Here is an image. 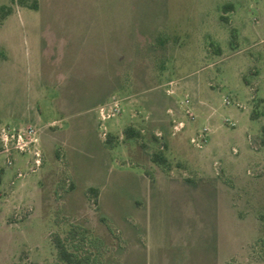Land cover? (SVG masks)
<instances>
[{"label": "rangeland", "instance_id": "rangeland-1", "mask_svg": "<svg viewBox=\"0 0 264 264\" xmlns=\"http://www.w3.org/2000/svg\"><path fill=\"white\" fill-rule=\"evenodd\" d=\"M38 4L0 0V128L49 143L35 173L0 154V264H56L71 226L108 263L264 264V0ZM143 144L167 164H138Z\"/></svg>", "mask_w": 264, "mask_h": 264}, {"label": "trees", "instance_id": "trees-1", "mask_svg": "<svg viewBox=\"0 0 264 264\" xmlns=\"http://www.w3.org/2000/svg\"><path fill=\"white\" fill-rule=\"evenodd\" d=\"M16 2L23 7L33 10H38L39 8L38 0H16ZM11 11V8H0V18L4 19ZM262 117H264V115L256 111L252 114V119L254 120H261ZM141 133V130L129 126L125 130V137L127 139H139L142 136ZM256 143L260 149H264V123H262L260 127ZM152 161L156 165L165 166L168 160L160 150L152 156ZM1 181L2 173L0 172V184ZM90 192L95 196L98 195L95 189H90ZM1 196L2 194L0 191V197ZM50 240L56 252V264H121V262L108 263L103 260L105 259L103 242L99 238L89 240L87 230L82 227L71 226L65 236L55 234ZM33 264L41 263L37 262Z\"/></svg>", "mask_w": 264, "mask_h": 264}, {"label": "built area", "instance_id": "built-area-1", "mask_svg": "<svg viewBox=\"0 0 264 264\" xmlns=\"http://www.w3.org/2000/svg\"><path fill=\"white\" fill-rule=\"evenodd\" d=\"M121 112L120 104L115 101L114 103L102 106L99 109L100 120L106 122L119 115ZM183 127V124H180ZM205 129L198 138L205 142L206 133ZM42 130L28 125L26 127L11 129L9 127L0 128V154L6 156V165H14V156L16 155H31L33 157L31 172H37L43 165L44 156L42 151L41 141ZM193 144H197L200 148L202 145L198 143V139H192ZM26 176L22 172H18V178Z\"/></svg>", "mask_w": 264, "mask_h": 264}, {"label": "crops", "instance_id": "crops-1", "mask_svg": "<svg viewBox=\"0 0 264 264\" xmlns=\"http://www.w3.org/2000/svg\"><path fill=\"white\" fill-rule=\"evenodd\" d=\"M44 135H45V133L42 132V135H41V137H42V145L48 146L49 143H47ZM150 147L152 148V146H149V148L148 147L145 148L144 147V144H143L142 151H140L138 153L139 154L138 155V164H140V165H143V157H145L144 154L147 156V158H148V160H146V163H147V166L146 167L147 168H151V167H154L155 166V163L152 161V156H150ZM143 166L145 167V165H143ZM163 178H165V177H163ZM163 178L154 177L152 174H149L148 172L146 174V181L150 185L157 184L158 181L164 180ZM164 181H167V180H164ZM175 182H177V181H175ZM178 183L185 185L182 182H178ZM152 263L153 264H173V262L171 260H165L164 262H160V261L150 262V264H152Z\"/></svg>", "mask_w": 264, "mask_h": 264}]
</instances>
